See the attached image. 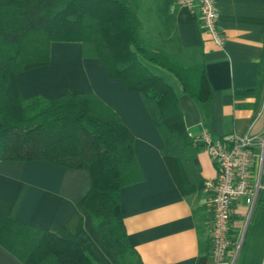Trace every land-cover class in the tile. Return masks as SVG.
<instances>
[{
	"label": "trees",
	"instance_id": "16d2710c",
	"mask_svg": "<svg viewBox=\"0 0 264 264\" xmlns=\"http://www.w3.org/2000/svg\"><path fill=\"white\" fill-rule=\"evenodd\" d=\"M177 6V0L157 2L161 40L156 45L141 17V0H0V161L46 160L86 170L90 189L80 204L120 264H142L129 243L119 198L122 187L142 179L132 133L92 91L25 97L16 75L48 64L52 41L80 42L84 57L100 59L110 78L122 79L127 89L139 93L181 192H202L206 181L196 157L202 145L188 136L173 87L151 70L155 66L172 73L208 115L212 89L204 69L199 68L195 91L186 80L195 68L180 57ZM263 176L264 169L261 183ZM231 222L232 214L230 250L239 245L240 251V234ZM0 244L23 264H99L64 225L48 231L0 215ZM207 251L208 245L201 244L196 264H205Z\"/></svg>",
	"mask_w": 264,
	"mask_h": 264
},
{
	"label": "crops",
	"instance_id": "0c3cea01",
	"mask_svg": "<svg viewBox=\"0 0 264 264\" xmlns=\"http://www.w3.org/2000/svg\"><path fill=\"white\" fill-rule=\"evenodd\" d=\"M215 3L224 36L221 46L203 31L197 3L174 8L180 57L186 66L195 68L186 80L195 91L202 67L212 89L208 115L201 102L167 71L176 80V86H171L187 133L195 136L204 128L214 138L257 134L264 128V0ZM16 78L25 97L92 91L126 124L134 137L142 179L120 189V210L129 243L142 264H196L201 244L208 245L205 264H215L212 194L207 189L181 192L161 155V135L137 91L127 89L120 78H110L100 59L84 57L78 41H52L49 63L19 72ZM253 153L254 161L260 148L253 147ZM196 157L202 178L213 179V160L202 148ZM262 185L260 200L252 207L245 197L232 203L231 227L239 231L242 243L235 264H264V176ZM89 189L90 177L84 169L46 160L0 161V215L48 231L64 225L99 264H120L80 204ZM0 264L23 263L0 244Z\"/></svg>",
	"mask_w": 264,
	"mask_h": 264
},
{
	"label": "built area",
	"instance_id": "2783aa9c",
	"mask_svg": "<svg viewBox=\"0 0 264 264\" xmlns=\"http://www.w3.org/2000/svg\"><path fill=\"white\" fill-rule=\"evenodd\" d=\"M199 7L198 21L210 40L221 46L224 36L218 27L219 15L215 0H177L178 6ZM194 143L202 145L216 166L213 179L206 181V189L212 194L213 216L211 220V256L215 264H235L238 247L230 250L229 228L232 203L245 197L246 203L252 207L263 189L261 175L264 158V128L257 134L230 133L214 138L206 129L198 135L188 133ZM259 147L253 165V147ZM241 241V238H240ZM240 244V242H239Z\"/></svg>",
	"mask_w": 264,
	"mask_h": 264
},
{
	"label": "rangeland",
	"instance_id": "374dc122",
	"mask_svg": "<svg viewBox=\"0 0 264 264\" xmlns=\"http://www.w3.org/2000/svg\"><path fill=\"white\" fill-rule=\"evenodd\" d=\"M158 1L159 0H141V10H140L141 17L143 18V21L145 23L147 34L156 45H159L161 40L159 34V31L161 30V26L158 23V20L155 16V12L153 11ZM151 70L154 73L164 77V79L170 85L176 86V80L173 77V75H171L164 69L151 66Z\"/></svg>",
	"mask_w": 264,
	"mask_h": 264
}]
</instances>
